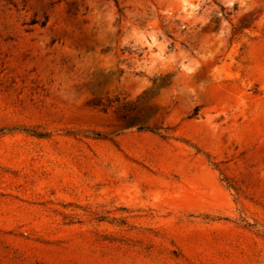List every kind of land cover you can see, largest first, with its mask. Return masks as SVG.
<instances>
[{"label": "rangeland", "instance_id": "374dc122", "mask_svg": "<svg viewBox=\"0 0 264 264\" xmlns=\"http://www.w3.org/2000/svg\"><path fill=\"white\" fill-rule=\"evenodd\" d=\"M0 264H264V0H0Z\"/></svg>", "mask_w": 264, "mask_h": 264}]
</instances>
